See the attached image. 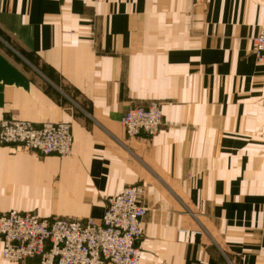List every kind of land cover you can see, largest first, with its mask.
I'll use <instances>...</instances> for the list:
<instances>
[{"label":"crops","instance_id":"0c3cea01","mask_svg":"<svg viewBox=\"0 0 264 264\" xmlns=\"http://www.w3.org/2000/svg\"><path fill=\"white\" fill-rule=\"evenodd\" d=\"M263 28L264 0H0V124L73 134L64 157L0 145V216L100 221L134 185L140 264H264ZM151 102L164 126L129 137Z\"/></svg>","mask_w":264,"mask_h":264},{"label":"built area","instance_id":"2783aa9c","mask_svg":"<svg viewBox=\"0 0 264 264\" xmlns=\"http://www.w3.org/2000/svg\"><path fill=\"white\" fill-rule=\"evenodd\" d=\"M74 1V0H66ZM83 4L102 0H79ZM258 64H264V28L253 38ZM121 124L129 137L157 135L164 126L158 102L138 106L124 113ZM0 145H19L42 155L68 156L73 134L69 122H46L6 118L0 124ZM147 208L140 202V189L125 187L110 196L101 221L40 217L11 210L0 217L3 258L23 263L39 258L41 264H140L137 246L144 233Z\"/></svg>","mask_w":264,"mask_h":264},{"label":"rangeland","instance_id":"374dc122","mask_svg":"<svg viewBox=\"0 0 264 264\" xmlns=\"http://www.w3.org/2000/svg\"><path fill=\"white\" fill-rule=\"evenodd\" d=\"M252 45H253V41H252ZM254 53V52H253ZM127 112V111H126ZM33 123V122H32ZM46 123V122H45ZM53 123H55V122H53ZM57 123H59V122H57ZM35 124V123H34ZM43 124V123H42ZM14 146H19V145H14ZM22 147V146H21ZM42 155V154H41ZM45 156H47V155H45ZM59 156V155H58ZM132 186H134V185H132ZM126 187H129V186H126ZM136 187H138V186H136ZM123 190V189H122ZM116 195V194H115ZM113 196V195H112ZM110 197V196H109ZM108 197V198H109ZM140 197H141V195H140ZM108 198H107V201H108ZM107 201H106V207H107ZM140 202H141V204H143L142 203V201L140 200ZM144 205V204H143ZM145 207H146V205H144ZM106 207H105V210H106ZM147 208V207H146ZM10 212V211H9ZM21 212V211H20ZM105 212V211H104ZM147 212H148V208H147ZM27 213H29V212H27ZM37 215V214H36ZM104 215V214H103ZM147 215V214H146ZM1 217V216H0ZM52 217H55V216H52ZM56 217H59V216H56ZM103 217V216H102ZM146 217V216H145ZM145 217H144V219H145ZM45 218V217H44ZM63 218H66V217H63ZM66 219H69V220H72V221H75V220H78V219H70V218H66ZM88 219H92V218H88ZM88 219H85V220H80V221H82V222H85V221H87ZM92 220H94V221H96L95 219H92ZM101 220H102V218H101ZM100 220V221H101ZM96 222H98V221H96ZM143 227H144V224H143ZM144 234V233H143ZM142 237H143V235H142ZM142 237H141V239H142ZM141 239L138 241V243H137V246L140 248V250H141V253H142V249H141V247H140V241H141ZM3 241V240H2ZM1 255H2V253H1ZM2 258H3V256H2ZM141 258H142V256H141ZM4 259V258H3ZM30 259H33V258H30ZM30 259H27V260H25V261H28V260H30ZM5 260V259H4ZM6 261V260H5ZM8 262V261H7ZM8 263H11V262H8ZM22 263V262H21ZM12 264H20V263H12ZM106 264H109V263H106ZM110 264H113V263H110Z\"/></svg>","mask_w":264,"mask_h":264}]
</instances>
